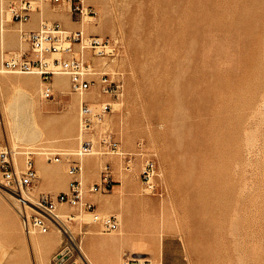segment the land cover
<instances>
[{
  "label": "rangeland",
  "instance_id": "1",
  "mask_svg": "<svg viewBox=\"0 0 264 264\" xmlns=\"http://www.w3.org/2000/svg\"><path fill=\"white\" fill-rule=\"evenodd\" d=\"M19 1L0 0L8 33L4 41L0 35V66L2 55L27 50L20 42L26 26L9 12ZM35 6L41 12L32 19L62 24L56 16L65 12L76 24L68 30L112 41L114 54L90 56L97 84L84 94L95 110L106 103L111 110L82 134V96L68 76L60 86V76L52 80L55 95L46 100L40 76L0 74V141L33 152L35 192L44 171L57 165L42 153L74 154L91 140L82 180L100 182L110 165L113 190L91 200L121 226L103 233L70 209L65 214L77 218H64L63 228L29 236L0 173V264H264V0H86L95 15L83 17L49 3ZM103 75L120 91L104 94ZM9 78L33 79L27 82L38 112ZM15 110L33 114L44 138L17 140L8 119ZM104 137L118 141L132 162L106 154ZM148 158L157 166L153 192L141 179ZM48 239L53 244L36 247ZM106 240L112 241L102 248Z\"/></svg>",
  "mask_w": 264,
  "mask_h": 264
},
{
  "label": "built area",
  "instance_id": "2",
  "mask_svg": "<svg viewBox=\"0 0 264 264\" xmlns=\"http://www.w3.org/2000/svg\"><path fill=\"white\" fill-rule=\"evenodd\" d=\"M44 2L61 7L72 15L93 16L91 6H86V0H20L11 4L9 12L12 20L24 26L32 20L36 12H41L36 3ZM20 42L27 47L20 53L5 58L1 57V71L6 74L38 75L43 81L41 94L43 99L54 98L55 92L52 80L56 76H68L71 89L75 94L83 96L91 87L97 84L96 73L90 56L109 57L114 54L115 46L107 38L88 36L82 30L71 31L58 22L40 21L35 30L22 28ZM102 91L112 94L120 91V86L109 83V76L102 77ZM111 110L110 104H102L100 110H95L87 101L80 107V132L90 133L97 124H102L105 115ZM107 153L113 152L123 156L128 164L132 156L120 151V143L111 138L101 140ZM94 144L91 140L82 143L74 154L62 151L47 150L42 153L49 163L67 164L69 177L67 191L58 194H36L33 188L39 180L38 170L32 157L33 152H20L14 149L7 140L0 141V173L2 186L18 202L17 212L21 218L23 229L27 235H47L52 228H63L64 217L75 220L77 216H67L65 212L75 209L78 215L85 214L91 222L98 225L103 233H112L120 229L121 222L116 215H103L97 209L91 196L97 193L108 194L113 190L111 168L106 164L100 182L85 186L82 180L83 159L93 154ZM76 157L75 159L72 157ZM157 166L154 158H148L142 167L141 179L145 188L156 190L155 179Z\"/></svg>",
  "mask_w": 264,
  "mask_h": 264
},
{
  "label": "bare ground",
  "instance_id": "3",
  "mask_svg": "<svg viewBox=\"0 0 264 264\" xmlns=\"http://www.w3.org/2000/svg\"><path fill=\"white\" fill-rule=\"evenodd\" d=\"M27 24H29V23H27ZM27 24H25L24 26H26ZM5 33H7V31H6V27H5V25H4V20L3 19H1V22H0V35H1V37L3 38V41H4V39H5ZM8 34V33H7ZM1 43H2V41H1ZM4 44V42L2 43V45ZM2 51V50H1ZM2 53H3V51H2ZM1 53V54H2ZM196 67V66H195ZM0 74H6V73H4L3 71H1V69H0ZM195 77V76H194ZM1 79V78H0ZM59 82H57L56 83V85L57 86H60V81L61 82H63V78L60 76L59 78ZM65 79V78H64ZM7 81V80H6ZM27 81H33V79H28V80H23V79H20V78H14V79H8V82H9V84L11 85V86H13V87H16V88H20V90H18V91H21V90H23L24 92H23V96H25L26 97V99H27V102L28 103H30L31 105H32V108L34 109V110H38V108H39V105L37 104V98H36V95L35 94H33V93H31V91H30V88H29V84H28V82ZM65 82V81H64ZM63 86H65V85H63ZM62 86V87H63ZM61 87V88H62ZM191 87V86H190ZM15 88V89H16ZM59 88V87H58ZM191 91V90H190ZM15 92H17V90H15ZM92 92H93V90H92ZM17 94V93H16ZM20 94H21V92H20ZM88 94L89 93H87V95H83L81 98H80V105H81V103L84 101V100H86V98H88L87 96H88ZM94 94V93H93ZM22 95V94H21ZM20 96V95H19ZM25 97H24V99H25ZM92 98H93V96H92ZM17 101L15 102L16 104H17V102H18V99H19V97H17V98H15ZM20 100V99H19ZM16 104H14L15 106H16ZM14 109V108H13ZM32 109V112L31 113H33L34 112V110ZM40 109V108H39ZM9 110H11V109H9ZM7 111V110H6ZM16 111V114H14V113H12L11 112V114L9 115L8 114V119L10 120V122H11V124H13V125H10V126H12V128H13V132H14V136L16 137V139L17 140H25V141H28V142H32V144L34 143V142H36V141H39V140H41V139H43L44 137V134H43V132L41 131V129L39 128V124L37 123V121L38 120H36V117H34V115H35V112L33 113V114H30V115H27L26 113L24 114L23 112H19V113H17V110H15ZM38 112V111H37ZM23 113V114H22ZM13 114V115H12ZM28 114H29V111H28ZM9 122V123H10ZM2 123V121H0V124ZM81 135V134H80ZM15 139V140H16ZM41 155V153H38L37 152V155ZM87 160L88 159H83V164H85V161L87 162ZM193 166V165H192ZM193 169V168H192ZM83 172H84V168H83ZM190 173H191V171H190ZM192 175V174H191ZM84 181V180H83ZM84 183V182H83ZM193 185H194V183H193ZM213 185V184H212ZM198 186V185H197ZM214 188V187H213ZM217 188V187H216ZM216 192V191H215ZM219 192V191H218ZM82 216V215H81ZM80 216V217H81ZM65 218V217H64ZM64 220H66L67 221V219H64ZM81 220H82V218H81ZM84 220V219H83ZM66 221H64V222H66ZM59 230H61V229H59ZM66 231V230H65ZM60 232H62V231H60ZM58 235V234H57ZM116 238V237H115ZM117 239V238H116ZM52 240H53V238H52ZM50 241L49 239H48V241H46L45 240V242H43V243H41L40 241H38V240H36L35 241V245H36V247H41L42 246V244H47V245H51V244H53V243H51V242H53V241ZM109 241H112V240H106V241H104L101 245H102V248H103V246H107V244H106V242L108 243ZM105 243V244H104ZM34 244V243H33ZM101 245H99V246H101ZM109 245H110V243H109ZM114 246H116L115 244H114ZM117 247H119V246H117ZM203 247V246H202ZM106 248V247H105Z\"/></svg>",
  "mask_w": 264,
  "mask_h": 264
},
{
  "label": "crops",
  "instance_id": "4",
  "mask_svg": "<svg viewBox=\"0 0 264 264\" xmlns=\"http://www.w3.org/2000/svg\"><path fill=\"white\" fill-rule=\"evenodd\" d=\"M70 17L65 14V12H61V14L56 16V19L62 23L66 28L72 29L76 28V24L70 23ZM40 24V20L38 17L32 19V22L26 25V29L28 30H35L38 28ZM66 164L65 163H59L55 166L53 169H46L44 171V175H41V177H44V182L38 185L36 187V194L41 193H51V194H58L60 192L67 191L68 189V178L66 174L64 173V168ZM55 170V175H51L50 171ZM39 175V172H38ZM52 180L53 182H56L54 185H50L47 182Z\"/></svg>",
  "mask_w": 264,
  "mask_h": 264
}]
</instances>
